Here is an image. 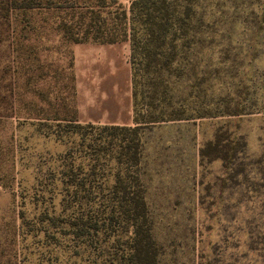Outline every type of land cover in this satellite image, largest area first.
Returning <instances> with one entry per match:
<instances>
[{
	"label": "rangeland",
	"instance_id": "rangeland-1",
	"mask_svg": "<svg viewBox=\"0 0 264 264\" xmlns=\"http://www.w3.org/2000/svg\"><path fill=\"white\" fill-rule=\"evenodd\" d=\"M129 1L118 0L124 6ZM206 2L214 11L219 30L214 41L220 46L204 60L212 68L218 61L235 64L234 69L243 62L241 68L258 71L260 84L264 47L248 46L249 35L240 27H264V0H201ZM222 3L223 28V21H216ZM9 20V26L0 20V264H70L68 241L50 252L43 234H21L19 209L34 217L33 186L66 148L43 134L40 121L74 107L81 121L126 120L129 44L69 42L55 29L56 13L17 11ZM230 20L241 30L231 29ZM255 37L261 41L264 31ZM244 83L243 101L251 92L250 82ZM254 96L252 113L143 128L142 179L161 264H264V91ZM218 127L245 140L246 178H231V168L220 159L200 158L199 149Z\"/></svg>",
	"mask_w": 264,
	"mask_h": 264
},
{
	"label": "trees",
	"instance_id": "trees-1",
	"mask_svg": "<svg viewBox=\"0 0 264 264\" xmlns=\"http://www.w3.org/2000/svg\"><path fill=\"white\" fill-rule=\"evenodd\" d=\"M17 11L56 13L55 29L72 43L127 41L133 114L131 125L80 122L76 107L41 118L43 134H52L66 148L51 158L33 186L34 217L19 209L21 234H43L50 252L68 241L70 264H161L142 179L143 128L255 112L254 94L263 93L264 80L259 84L258 71L241 68L243 62L239 69L221 61L212 68L204 60L220 42L214 41L219 30L212 22L213 8L201 0H130L127 6L118 0H0V20L7 26ZM223 12L222 3L216 19L223 21L222 28ZM233 21L231 29H238ZM240 28L249 35L248 46L264 47V39L254 40L264 27ZM245 81L250 82L251 92L244 97L249 101L239 98ZM199 156L220 159L231 168V178L247 176L246 142L226 128H217Z\"/></svg>",
	"mask_w": 264,
	"mask_h": 264
},
{
	"label": "crops",
	"instance_id": "crops-1",
	"mask_svg": "<svg viewBox=\"0 0 264 264\" xmlns=\"http://www.w3.org/2000/svg\"><path fill=\"white\" fill-rule=\"evenodd\" d=\"M84 43H89V42H84ZM95 43V42H92ZM75 44H82V43H75ZM114 44V43H112ZM112 44H108V45H112ZM129 77H130V65H129ZM130 82V79H129ZM130 103H131V110L129 113V116L126 118V120H122V121H103V120H98V121H92V120H88V121H81L80 119H78L80 122H95V123H108V124H120V125H131L133 124V114H132V96H131V84H130ZM77 118H78V111H77Z\"/></svg>",
	"mask_w": 264,
	"mask_h": 264
}]
</instances>
